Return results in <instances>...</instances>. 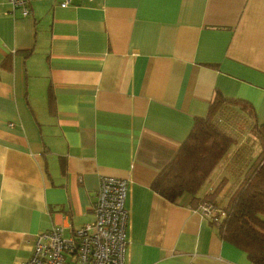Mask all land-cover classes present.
<instances>
[{"label": "crops", "instance_id": "crops-1", "mask_svg": "<svg viewBox=\"0 0 264 264\" xmlns=\"http://www.w3.org/2000/svg\"><path fill=\"white\" fill-rule=\"evenodd\" d=\"M30 6L23 17L0 0V264H26L53 226L68 238L93 223L104 176L129 183L126 264H252L202 201L171 202L153 183L217 95L264 126V0ZM231 135L201 194L226 179L220 205L261 151Z\"/></svg>", "mask_w": 264, "mask_h": 264}, {"label": "trees", "instance_id": "trees-1", "mask_svg": "<svg viewBox=\"0 0 264 264\" xmlns=\"http://www.w3.org/2000/svg\"><path fill=\"white\" fill-rule=\"evenodd\" d=\"M235 108L245 112L248 119L251 114L254 116L250 103L216 96L207 116L196 119L175 158L154 181L153 188L158 193L171 202H177L185 195L196 205L207 200L214 204L218 202L226 179L203 197L201 190L236 142L222 126L225 123L222 116H226L224 111L229 109L228 116ZM253 126L261 151L250 163L238 188L221 206L224 216L213 224L219 227L225 240L247 254L252 264H264V126L256 123Z\"/></svg>", "mask_w": 264, "mask_h": 264}, {"label": "built area", "instance_id": "built-area-1", "mask_svg": "<svg viewBox=\"0 0 264 264\" xmlns=\"http://www.w3.org/2000/svg\"><path fill=\"white\" fill-rule=\"evenodd\" d=\"M12 10L23 17L32 14L30 0H9ZM73 0H60L66 8ZM128 181L104 176L94 205V221L64 236L61 226L37 235L26 264H126L129 213L126 208ZM199 210L214 222L224 216L214 203L203 201Z\"/></svg>", "mask_w": 264, "mask_h": 264}, {"label": "rangeland", "instance_id": "rangeland-1", "mask_svg": "<svg viewBox=\"0 0 264 264\" xmlns=\"http://www.w3.org/2000/svg\"><path fill=\"white\" fill-rule=\"evenodd\" d=\"M226 110H229V109H226ZM235 112L234 113H229L228 116H227V113L226 116L224 117V115L222 116V122H225L223 123V127L226 128L225 124L229 125L228 126V129L226 128L227 131H229L228 133H235V134H244L249 138H253L255 139V129H254V126H253V122L250 121L244 114L245 112H243L242 110H239V108H235L234 109ZM246 137V138H247ZM247 139V140H248ZM251 142V140H250ZM210 181H208L203 189L201 190V194L204 193L207 188L210 186ZM208 201V200H207ZM226 202L224 201L222 205H224ZM215 205L220 208L222 205H220L218 202L215 203ZM222 208V207H221Z\"/></svg>", "mask_w": 264, "mask_h": 264}]
</instances>
